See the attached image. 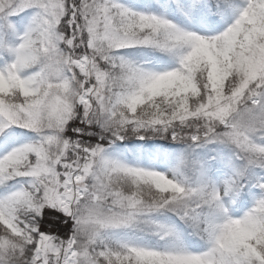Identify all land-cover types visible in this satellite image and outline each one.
Instances as JSON below:
<instances>
[{
  "label": "snow or ice",
  "instance_id": "6c2138e0",
  "mask_svg": "<svg viewBox=\"0 0 264 264\" xmlns=\"http://www.w3.org/2000/svg\"><path fill=\"white\" fill-rule=\"evenodd\" d=\"M0 264H264V0H0Z\"/></svg>",
  "mask_w": 264,
  "mask_h": 264
}]
</instances>
